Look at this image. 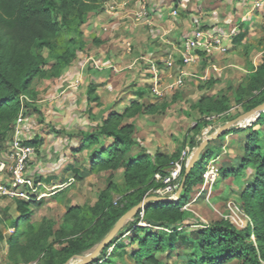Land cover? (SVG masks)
<instances>
[{"label": "rangeland", "instance_id": "374dc122", "mask_svg": "<svg viewBox=\"0 0 264 264\" xmlns=\"http://www.w3.org/2000/svg\"><path fill=\"white\" fill-rule=\"evenodd\" d=\"M122 1L81 0V8H84L85 3L97 5L104 15L111 17L122 8L136 4V0L128 4H123ZM168 3L169 12L162 15L168 21L165 19L163 22H167L169 26L184 28L188 24H176L178 17L184 18L193 13L196 21L188 19L193 29L196 24H204L205 12L215 9L217 0H168ZM110 5H118L113 15L106 12ZM173 10H177L176 16H171ZM152 23L151 20L150 25H144L148 33L158 27ZM249 24V36L241 48L236 52L214 57L210 61L211 68L206 67L203 62L207 54H201L200 62L188 66L194 76L187 78L182 87L162 99L152 98L148 94L147 66L140 63L137 64V70L123 68V65L119 68L107 53H103L104 57L101 58L97 56L99 53L82 47L75 21L61 25L60 31L53 37L37 42L31 51L42 56L41 72L31 81L27 93L20 95L17 112L10 114L11 108H3L5 113L0 118V148L4 151L8 149L18 124L23 141L36 140L38 143L31 166L35 179L50 180L43 183L45 187L40 188L43 196L39 199L35 197L29 202L31 215L26 221L18 222V212L10 209L5 198L0 197V264H64L75 254L65 257L56 248H47L52 240L61 238L62 229L69 233L64 239L78 242L80 248L93 239L97 225L95 219L88 218L91 213L87 208L94 205L99 192L108 186L113 199L121 200L125 190L123 168H90V152L101 145L109 144V138L100 137L97 144L74 155L70 149L82 144L80 132H97L109 113L115 112L119 115L108 126L110 129L125 124L132 125V136L139 139L148 152L165 154L166 161L170 164L187 150L188 160L192 150L196 148L194 146L191 149L188 145L190 140L200 145L205 137L213 134L225 122L249 111L247 108L253 97L261 91L251 75L262 67L261 78L264 79V14L258 20L252 18ZM104 30H107V26H104ZM84 42L86 45L85 40ZM132 48L131 46L129 54L132 53ZM91 56L101 63L100 70L87 64L86 59ZM113 67L116 71H113ZM77 70L84 72L77 74ZM71 81L73 85L69 84ZM69 90L71 93L67 94L66 91ZM65 95L70 96L71 100L67 97L65 99ZM201 97L217 100L220 104L215 105L214 112L201 114L197 107ZM250 123L252 122L237 125L236 128ZM258 129L264 133L263 127ZM245 135L238 131L223 134L214 142L209 141L212 152L202 171V180L190 187L187 196L182 198L178 212L171 217L176 231L187 234L188 229L205 228L214 223H228L239 230L248 227L253 229L252 211L257 206L255 207L253 199L246 201L243 192L254 175L244 171L232 177L225 176L222 171L228 167H237L240 163ZM261 144L264 146V136ZM136 153L133 148L130 155L134 156ZM212 163L216 165L217 175L212 181L204 183L203 174ZM69 165H72V169L66 168ZM71 206L82 207L87 212L86 220L84 218L81 223L83 228L88 227L86 233L80 232L76 221L64 222V214ZM85 211L80 215L84 216ZM159 222L155 221V224ZM160 228L166 232L172 231L165 226ZM11 239H17L22 245L27 244L26 239L33 241L27 248L17 249L11 247ZM125 240L124 238L123 241ZM249 240L256 244L253 230ZM94 247L76 255H86ZM112 248L111 246L105 251L106 256L101 261L94 262V258L87 264H135L130 254L136 249V244L117 246L114 252ZM176 249L184 255L192 250L181 249L178 240ZM165 259L168 264H186L185 258L177 259L173 256ZM223 264L242 263L229 259Z\"/></svg>", "mask_w": 264, "mask_h": 264}, {"label": "trees", "instance_id": "16d2710c", "mask_svg": "<svg viewBox=\"0 0 264 264\" xmlns=\"http://www.w3.org/2000/svg\"><path fill=\"white\" fill-rule=\"evenodd\" d=\"M81 4V0H0V118L4 116L3 108L6 106L11 108L10 114L17 112L20 95L27 93L31 81L41 72L42 56L31 51L37 42L53 37L60 31L61 25H68L75 21L79 42L82 47L85 46L80 28L85 23L88 13L98 7L85 3L84 8H81ZM57 14L59 19H57ZM240 38L241 35H236L231 43L235 44ZM261 68L251 75L253 81L259 84L261 91L253 97L247 110L264 102V79L261 78L263 72ZM218 104L220 103L217 100L201 97L197 107L203 114L214 112L215 105ZM118 116V113H109L101 122L97 132H80L82 144L70 149L74 155L76 152H82L97 144L100 137L111 139L109 144L101 145L90 152L88 156L90 168L115 170L122 167L125 190L122 192L121 200L115 201L108 186L99 192L94 205L87 208V211L91 213L88 218L95 219L97 230L93 239L88 241L83 248L79 247L78 242L64 239L68 237L66 235H69L65 229V231L62 229L61 238L54 239L47 244V248L51 250L56 248L55 250L64 254L65 257L82 253L95 246L125 211L138 204L146 196H153V191L163 186L161 180L156 179V175L160 177L166 175L171 164L166 161L167 156L163 153L148 152L140 140L132 136L133 127L130 124L110 129L108 126ZM260 127L264 130V112L249 125L242 128L233 127L224 134L238 131L246 134L243 137L240 163L237 167H228L222 171L225 176L232 177L244 171H249L251 175H254L243 192L245 200L253 199L255 207L257 206L255 212L252 211L253 229L250 230L248 227L239 230L228 223H214L205 228L188 229L187 234H182L176 231L174 224L171 223V217L178 212L182 198L187 196L190 187L201 182L202 171L212 152L211 142L218 140L219 137L209 142L201 152L186 177L181 197L177 201L164 203L147 202L102 249L94 262L101 261L102 257L106 256L105 251L111 246L114 252L117 246L136 244V249L130 254L135 264H168L165 258L173 256L177 259L185 258L186 264H223L229 259H236L242 264H264V146L261 144L264 133L258 129ZM24 143L38 146L36 140L24 141ZM188 145L192 148L197 147L198 142L190 140ZM133 148L137 151L134 156L130 155ZM66 168L72 169V165ZM183 172L184 167L182 174ZM42 180L49 182L50 179ZM29 202L24 199H15L18 222L29 219L31 215ZM83 209L78 206L69 207L64 214V222L76 221L80 232L86 233L88 227L83 228L81 225L87 216V212ZM84 211L86 214L81 216L80 214ZM158 220L160 222L155 224ZM163 226L172 231H164L160 228ZM252 230L256 244L249 240ZM124 238L125 241H123ZM177 240L181 249L191 248V252L187 255L181 254V251L176 249ZM32 241L33 239H26L27 244L22 245L17 239H11L10 245L17 249L22 247L24 249L31 245ZM159 253L164 254L158 255Z\"/></svg>", "mask_w": 264, "mask_h": 264}, {"label": "built area", "instance_id": "2783aa9c", "mask_svg": "<svg viewBox=\"0 0 264 264\" xmlns=\"http://www.w3.org/2000/svg\"><path fill=\"white\" fill-rule=\"evenodd\" d=\"M131 1L123 0L122 3L128 4ZM135 5L134 21L138 24L150 25L151 16L154 12L146 4V1L136 0ZM258 5L259 2H256L255 6ZM117 6L110 5L109 10L106 9L108 15H113ZM176 15L177 10H173L171 16ZM238 32L239 25L237 24L225 27L219 21H215L196 24L190 31L182 33L178 38V47L175 52L167 53L166 57L159 62L152 58L145 59L147 63L146 72L149 74V94L155 99H162L182 87L187 78L194 76L188 70V66L200 62L201 54L227 53L232 39ZM125 49L128 53L131 51L130 43H126ZM86 61L94 69L100 70L102 68L101 63L92 56ZM113 71H116L115 67H113ZM36 150L34 145L24 143L22 131L17 124L8 149L4 151L0 148V197L31 201L35 197V199H39L43 196L40 188L45 187V185L41 180L35 179L34 172L31 170ZM188 151H183L177 160L171 162L166 175L163 177L156 175L163 184L162 187L153 191L156 196H173L179 190L183 176L182 169L188 161L186 160ZM216 175L217 168L212 163L203 174L204 183L212 181Z\"/></svg>", "mask_w": 264, "mask_h": 264}, {"label": "crops", "instance_id": "0c3cea01", "mask_svg": "<svg viewBox=\"0 0 264 264\" xmlns=\"http://www.w3.org/2000/svg\"><path fill=\"white\" fill-rule=\"evenodd\" d=\"M145 1L152 12H154L151 16V20L153 22L152 25H158L157 29L148 33V30L144 27L145 24H138L134 21L136 5L126 6L115 16L111 17L104 15L100 8L95 9L88 13L86 21L81 27L82 38L86 41L85 48H90L95 51V53H99L97 56L101 58L107 53L111 57V60H115L114 62L117 63L116 65H119V68L120 65H123V68H133L136 70L140 63H142L144 67L147 66L145 61L147 58H152L159 62L166 57L167 53L175 52L178 47V38L180 35L191 30L192 26L188 19L196 21V18L193 16V13H191L184 18L178 17V23H176L182 26L188 24L189 26L186 25L184 28L175 25L169 26L167 22H163L166 17L162 16L169 12L170 5L168 0ZM256 2H259L258 6H255ZM217 5L215 9L206 11L205 16L202 15V17H205L203 19L204 24L219 21L222 26L229 27L237 23L240 26L237 35H241V38L239 41L235 42V44L231 43L227 53L222 54L213 52L212 55L207 54L204 56V65L206 64L205 66L209 68H211L210 61H212L214 57L224 56L229 52H236V50L241 48L249 36L251 26L249 24L250 20H252V18L258 20V18L264 14V0H217ZM158 19H161V21ZM167 19L165 21H168ZM104 26H107V30H104ZM173 30H176V32ZM126 43H130L133 47V51L130 54L125 49ZM77 71V74L84 72L80 70ZM72 82L73 81L69 82V84L73 85ZM70 90L73 91L72 89ZM70 90L66 91L67 94L71 93ZM66 97L68 99L70 98V96L68 97L65 95V99ZM39 162L42 164L40 160ZM42 182L47 183L46 181ZM5 201L10 209L16 210L14 199L10 200L9 198H5Z\"/></svg>", "mask_w": 264, "mask_h": 264}, {"label": "water", "instance_id": "95a60500", "mask_svg": "<svg viewBox=\"0 0 264 264\" xmlns=\"http://www.w3.org/2000/svg\"><path fill=\"white\" fill-rule=\"evenodd\" d=\"M264 112V102L255 107L246 111L237 117L225 122L222 126L218 128L213 134L205 137V139L194 148L193 152L191 153L185 167L184 172L180 184L179 190L173 196H147L141 202L136 204L135 206L131 207L127 211H125L112 225L109 231L104 235V237L95 245V247L86 255H73L66 260L64 264H87L89 261L93 260L103 248H105L116 236V234L124 227V225L130 221L133 216L144 207V205L149 201H155L159 203L169 202V201H176L178 200L184 190L186 177L189 174L190 170L194 166L195 162L198 160L201 152L207 145L209 141L217 139L221 135L225 134L229 129L236 127L237 125L248 124L249 122H253L257 119V117ZM74 260H78L74 262Z\"/></svg>", "mask_w": 264, "mask_h": 264}]
</instances>
